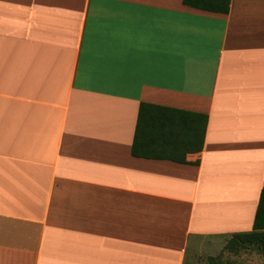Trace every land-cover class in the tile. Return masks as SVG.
I'll return each mask as SVG.
<instances>
[{
    "label": "crops",
    "instance_id": "obj_1",
    "mask_svg": "<svg viewBox=\"0 0 264 264\" xmlns=\"http://www.w3.org/2000/svg\"><path fill=\"white\" fill-rule=\"evenodd\" d=\"M142 102L207 115L203 151L134 157ZM263 188L264 0H0V264H208Z\"/></svg>",
    "mask_w": 264,
    "mask_h": 264
},
{
    "label": "trees",
    "instance_id": "obj_2",
    "mask_svg": "<svg viewBox=\"0 0 264 264\" xmlns=\"http://www.w3.org/2000/svg\"><path fill=\"white\" fill-rule=\"evenodd\" d=\"M231 2L232 0H183V5L211 13L229 14ZM208 120L205 114L142 102L138 111L132 155L187 164L189 154L203 151ZM237 247H256L264 255V188L253 230L232 235L226 245L230 251Z\"/></svg>",
    "mask_w": 264,
    "mask_h": 264
},
{
    "label": "rangeland",
    "instance_id": "obj_3",
    "mask_svg": "<svg viewBox=\"0 0 264 264\" xmlns=\"http://www.w3.org/2000/svg\"><path fill=\"white\" fill-rule=\"evenodd\" d=\"M230 252L226 247L223 249V252L219 254L216 258H214V261L211 260L212 258L208 259V264H228L231 262V260L227 259L228 257L226 256ZM225 257H227L225 259Z\"/></svg>",
    "mask_w": 264,
    "mask_h": 264
}]
</instances>
